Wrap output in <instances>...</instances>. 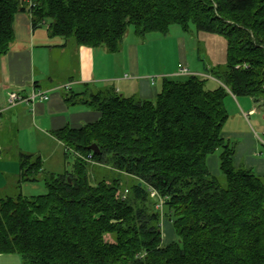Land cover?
Returning a JSON list of instances; mask_svg holds the SVG:
<instances>
[{
  "label": "trees",
  "instance_id": "16d2710c",
  "mask_svg": "<svg viewBox=\"0 0 264 264\" xmlns=\"http://www.w3.org/2000/svg\"><path fill=\"white\" fill-rule=\"evenodd\" d=\"M30 1L0 0V57L15 43V16L28 12L34 29L47 25L53 38L110 54L130 26L144 38L194 25L226 40L227 62L206 69L221 83L214 90L190 75L164 78L154 100L114 87L66 95L101 117L54 133L74 158L71 172L47 173L41 157L20 153L18 194L0 198V255L23 264H264V179L236 167L237 146L222 137L230 96L264 104V0ZM218 151L215 175L208 162ZM101 167L109 172L98 180ZM39 182L46 195L22 194L24 183ZM165 217L177 237L169 245Z\"/></svg>",
  "mask_w": 264,
  "mask_h": 264
},
{
  "label": "crops",
  "instance_id": "0c3cea01",
  "mask_svg": "<svg viewBox=\"0 0 264 264\" xmlns=\"http://www.w3.org/2000/svg\"><path fill=\"white\" fill-rule=\"evenodd\" d=\"M30 2L24 0L25 4ZM14 33L16 40L10 52L0 57V133L5 129L16 128L19 146L30 141L57 142L63 146L54 137L55 132L65 128L80 129L100 119L101 114L91 111V108L69 104L66 101V95L69 93H98L114 87L126 97L154 100L161 90L162 83L159 84L156 79L153 81L142 74L139 48L134 41H125V45L117 54H110L105 48L79 47L70 41L69 43L61 38L51 37L47 25L34 29L32 16L28 12L15 16ZM193 75L213 80L217 86L221 85L219 81L207 75L206 71L205 74ZM177 77L186 76L179 73ZM13 92L21 94L23 98L33 92H42L47 94L49 99L25 101L11 107L9 95ZM230 97L237 99L233 95ZM243 102L245 106H251L250 100L247 102L245 99ZM231 135L241 133H225L222 137L229 140ZM243 137L251 139L250 135ZM247 140L245 144L237 147L235 165L239 167L243 164L252 168L257 176L264 177V160L255 157L257 146L255 144V149L251 150L253 147H247ZM0 149L2 150L1 145ZM20 150L21 153L27 154L22 147ZM208 163L214 173L210 158ZM216 164L214 174L219 175L217 160ZM20 174L21 171L19 177ZM27 184L31 183H24L21 188L25 197H28ZM171 229L170 232L174 233L173 228ZM176 240V234H172L169 241Z\"/></svg>",
  "mask_w": 264,
  "mask_h": 264
},
{
  "label": "rangeland",
  "instance_id": "374dc122",
  "mask_svg": "<svg viewBox=\"0 0 264 264\" xmlns=\"http://www.w3.org/2000/svg\"><path fill=\"white\" fill-rule=\"evenodd\" d=\"M128 31L125 41L137 43L142 74L156 79L159 84L163 82L164 78L168 80H186L187 77H177L182 69H187L191 75L205 74L206 69L222 68L227 62L226 40L221 36L198 33L194 25H191L190 33L184 32L179 26L174 25L166 36L154 32L141 38L136 35L133 26H130ZM70 42L75 44L73 40H70ZM216 87V83L209 79L207 89L214 90ZM245 99H247V102L250 100V107L245 106L243 102ZM226 106L229 119L224 127L223 134L241 133V135H231L232 137L229 138V141L237 147L240 144H245L247 138L243 136L250 135L251 139L247 140V147H253L256 144L255 157L264 160V104L256 103L250 98L232 99L229 97L226 100ZM90 110L93 111V109ZM0 145L2 148V150L0 149L2 153L0 155V198L15 197L18 194L17 182L20 173L21 147L27 154L41 157L44 170L47 173L63 174L66 171L71 172L74 168V158L71 157L66 160L65 148L57 142L42 141V143H36V141H30L19 146L16 128L5 129L0 133ZM253 149L255 147L251 150ZM220 154L221 151H218L216 155L210 157V166L214 173L216 172V160L219 165ZM101 169L102 167L96 172L98 180L105 175L107 176L106 171L109 172L108 168ZM109 175L112 176L110 173ZM262 178L264 179V177ZM122 179L130 183L126 177L123 176ZM91 181L94 183L93 180ZM27 187L29 198L48 193L43 182L27 184L26 189ZM162 226L165 239L164 245H169L172 243L169 240H171L172 234L175 235V230L166 217ZM171 228H173L174 233H171ZM105 238L107 242L112 240L110 235H106ZM0 264H23V262L18 254L0 255Z\"/></svg>",
  "mask_w": 264,
  "mask_h": 264
},
{
  "label": "built area",
  "instance_id": "2783aa9c",
  "mask_svg": "<svg viewBox=\"0 0 264 264\" xmlns=\"http://www.w3.org/2000/svg\"><path fill=\"white\" fill-rule=\"evenodd\" d=\"M181 75H185V76H190L191 74L189 73V71L187 69H182V71L180 72ZM154 81V79H153ZM37 99L44 101V100H48L49 96L45 93L42 92H33L32 94H30L27 98H23L21 96V94L17 93V92H13L9 95V105L11 107L16 106L22 102L28 101V102H35ZM153 198L157 197L156 193H152Z\"/></svg>",
  "mask_w": 264,
  "mask_h": 264
},
{
  "label": "water",
  "instance_id": "95a60500",
  "mask_svg": "<svg viewBox=\"0 0 264 264\" xmlns=\"http://www.w3.org/2000/svg\"><path fill=\"white\" fill-rule=\"evenodd\" d=\"M89 151L93 152L94 154H100V149L96 144H93L89 147Z\"/></svg>",
  "mask_w": 264,
  "mask_h": 264
}]
</instances>
